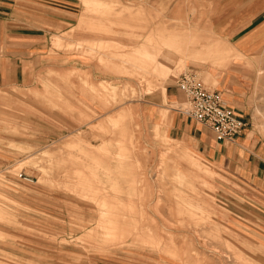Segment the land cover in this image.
Masks as SVG:
<instances>
[{"label":"rangeland","instance_id":"rangeland-1","mask_svg":"<svg viewBox=\"0 0 264 264\" xmlns=\"http://www.w3.org/2000/svg\"><path fill=\"white\" fill-rule=\"evenodd\" d=\"M37 2L23 18L14 1L12 20L39 51L0 78V264H264V194L150 103L187 71L229 84L261 146L264 48L214 39L211 0Z\"/></svg>","mask_w":264,"mask_h":264},{"label":"crops","instance_id":"crops-1","mask_svg":"<svg viewBox=\"0 0 264 264\" xmlns=\"http://www.w3.org/2000/svg\"><path fill=\"white\" fill-rule=\"evenodd\" d=\"M16 0H0V78L7 60L18 58L33 50L39 51L41 36L34 32L17 30L12 20L13 4ZM37 1L20 0V16L28 15L32 6L40 8ZM214 11L210 16L212 36L221 39L245 57L252 56L264 48V0H211ZM30 8H29V7ZM51 9V8H50ZM54 10V9H51ZM55 11V10H54ZM35 12V11H34ZM31 15V14H30ZM28 19V17H26ZM27 24L31 22L27 21ZM187 66H191L188 63ZM192 72V71H191ZM7 76V75H6ZM5 78V79H4ZM226 85L224 92L216 89L232 107L239 117L247 121V126L232 142L216 141L214 135L206 128L191 120L173 105L180 102L181 93L176 85L167 86L165 95L158 101H151L153 117L158 124H166V131L174 140L182 142L189 150L203 154L210 161L226 164L232 169L231 175L243 187L251 192L264 194V143L259 140L251 128L248 112L242 108L243 102L238 88ZM230 93L227 97L224 94ZM164 98V102L163 99ZM154 100V99H153Z\"/></svg>","mask_w":264,"mask_h":264},{"label":"built area","instance_id":"built-area-1","mask_svg":"<svg viewBox=\"0 0 264 264\" xmlns=\"http://www.w3.org/2000/svg\"><path fill=\"white\" fill-rule=\"evenodd\" d=\"M186 107L178 109L191 120L208 129L219 142H232L241 135L247 121L238 116L216 90L207 89L193 72H183L176 80Z\"/></svg>","mask_w":264,"mask_h":264},{"label":"bare ground","instance_id":"bare-ground-1","mask_svg":"<svg viewBox=\"0 0 264 264\" xmlns=\"http://www.w3.org/2000/svg\"><path fill=\"white\" fill-rule=\"evenodd\" d=\"M148 42V41H147ZM145 49L146 48H144V53H146V51L148 52V50L146 49V51H145ZM145 56H148V59L149 60H152L153 58L151 57V54H144ZM114 57V56H113ZM158 64V63H157ZM157 64H155V65H157ZM163 91L165 92V89L163 88ZM116 122V121H115ZM193 159V158H192ZM196 160V159H195ZM192 164H193V166L195 167V169L197 170V173H199V172H201V171H199V170H201V167L198 165V163H197V161H192ZM206 170V169H205ZM204 170V171H205Z\"/></svg>","mask_w":264,"mask_h":264}]
</instances>
